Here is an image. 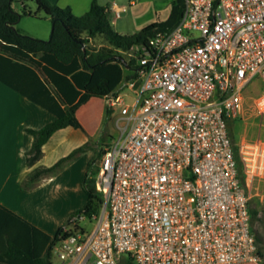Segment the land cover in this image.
<instances>
[{
	"label": "built area",
	"instance_id": "built-area-1",
	"mask_svg": "<svg viewBox=\"0 0 264 264\" xmlns=\"http://www.w3.org/2000/svg\"><path fill=\"white\" fill-rule=\"evenodd\" d=\"M127 55L139 76L131 102L106 97L121 137L96 176L104 206L72 219L53 263H260L247 183L264 179V95L263 134L238 145L242 173L229 124L243 121L247 87L264 82V0H185L175 29Z\"/></svg>",
	"mask_w": 264,
	"mask_h": 264
},
{
	"label": "trees",
	"instance_id": "trees-1",
	"mask_svg": "<svg viewBox=\"0 0 264 264\" xmlns=\"http://www.w3.org/2000/svg\"><path fill=\"white\" fill-rule=\"evenodd\" d=\"M28 1L0 0V81L56 116L43 129L28 130L34 137L28 153V164L33 166L42 159L44 145L57 131L82 128L76 114L84 104L92 98L104 99L115 94L124 82L137 80V61L127 62L126 55L158 32L175 29L183 18L185 0L173 2L166 21L153 23L133 35L115 31L107 8L98 2L93 3L88 13L77 17L70 9L54 6L49 0H32L38 13L52 22L48 41L25 35L16 28L22 15L13 4ZM96 40L102 42L91 45ZM230 136L232 139L231 132ZM232 142L242 173L238 146L233 139ZM86 148L87 145L79 148L51 168L35 172L31 182L60 169ZM103 155L99 152L89 165L83 183L87 194L83 209L74 213L54 237L0 204V264H54V246L65 228L72 225V219L81 215L91 219L105 203L96 188L98 163ZM120 264L134 263L125 256Z\"/></svg>",
	"mask_w": 264,
	"mask_h": 264
},
{
	"label": "crops",
	"instance_id": "crops-1",
	"mask_svg": "<svg viewBox=\"0 0 264 264\" xmlns=\"http://www.w3.org/2000/svg\"><path fill=\"white\" fill-rule=\"evenodd\" d=\"M174 1L161 5L160 0H49L54 6L70 9L77 17L98 2L107 8L113 28L122 35H133L153 23L166 21ZM125 89L131 92L130 98L135 96L136 89L125 82L112 95H124ZM76 116L82 128L57 131L44 145L42 159L30 166L28 153L34 137L28 130H41L56 116L0 81V204L52 237L85 205L83 183L89 165L99 152L104 153L112 145L114 140L105 126L114 119L117 123L121 113L119 107H110L106 98H92ZM86 145L60 169L31 182L35 172L55 166ZM247 189L253 231L262 257L256 264H264V179L247 183Z\"/></svg>",
	"mask_w": 264,
	"mask_h": 264
},
{
	"label": "rangeland",
	"instance_id": "rangeland-1",
	"mask_svg": "<svg viewBox=\"0 0 264 264\" xmlns=\"http://www.w3.org/2000/svg\"><path fill=\"white\" fill-rule=\"evenodd\" d=\"M160 1H161L160 2L161 5L162 2L164 3L168 2V0H160ZM13 8L22 15L20 22L16 25V28L20 30L21 33L45 41H48L51 38L52 28H53L52 22L50 19L44 18L43 13H38V6L35 1L30 0L25 3L15 2L13 4ZM36 14L37 16H35ZM101 42H102L101 40H97L94 43L99 45ZM126 59L127 62H130L131 60H135V58H131L128 55H126ZM123 92L127 102H131V98L129 96L131 92L128 89H125ZM263 95H264V82L262 81V79H256L245 90L244 93L245 112L243 115V121L229 124V130L231 132L232 139L234 140L235 145L238 146L239 143L244 140L245 141L257 140L259 136L263 134L260 127V124H262L261 123L262 120L259 118L254 108L255 102ZM115 120L116 119H114V121L112 122H108L105 126L106 130L110 132L114 140L112 144H116L121 137V131L117 127V123L115 122ZM82 209H80V211ZM67 222L68 220L64 223V225L58 227L57 230L64 227L67 224ZM80 226L84 230L90 232L93 230L95 226V221L92 222L89 219H85L80 223ZM251 226L253 228L252 218H251ZM70 227L71 226L67 228ZM54 263L59 264L56 260L54 261Z\"/></svg>",
	"mask_w": 264,
	"mask_h": 264
}]
</instances>
